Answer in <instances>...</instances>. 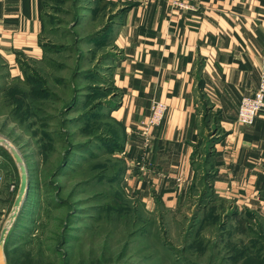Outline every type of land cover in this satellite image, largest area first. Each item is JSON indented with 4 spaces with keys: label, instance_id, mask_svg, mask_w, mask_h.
<instances>
[{
    "label": "rangeland",
    "instance_id": "rangeland-1",
    "mask_svg": "<svg viewBox=\"0 0 264 264\" xmlns=\"http://www.w3.org/2000/svg\"><path fill=\"white\" fill-rule=\"evenodd\" d=\"M118 4L44 0L41 55L22 56L15 69L0 54L6 263L264 264V208L236 211L209 201L200 172L190 194L166 210L121 174L124 128L112 114L121 100L112 80L119 52L108 32ZM9 142L28 172L24 201L14 209L21 173Z\"/></svg>",
    "mask_w": 264,
    "mask_h": 264
},
{
    "label": "crops",
    "instance_id": "crops-1",
    "mask_svg": "<svg viewBox=\"0 0 264 264\" xmlns=\"http://www.w3.org/2000/svg\"><path fill=\"white\" fill-rule=\"evenodd\" d=\"M102 1L119 3L107 31L119 52L112 114L124 128L129 186L174 210L207 171L213 199L263 209L264 113L251 125L238 124L237 113L264 70V0ZM43 32L44 0H0V54L11 67L41 55ZM155 99L168 110L144 150L141 125Z\"/></svg>",
    "mask_w": 264,
    "mask_h": 264
},
{
    "label": "built area",
    "instance_id": "built-area-1",
    "mask_svg": "<svg viewBox=\"0 0 264 264\" xmlns=\"http://www.w3.org/2000/svg\"><path fill=\"white\" fill-rule=\"evenodd\" d=\"M168 106L160 100H153L147 119L142 122V148L148 150L152 143V131L160 126L166 116ZM264 113V70L261 73L258 87L250 94L243 95L237 113V122L240 125H251L259 113Z\"/></svg>",
    "mask_w": 264,
    "mask_h": 264
},
{
    "label": "water",
    "instance_id": "water-1",
    "mask_svg": "<svg viewBox=\"0 0 264 264\" xmlns=\"http://www.w3.org/2000/svg\"><path fill=\"white\" fill-rule=\"evenodd\" d=\"M3 142H8L5 138H0V143ZM4 144V143H3ZM9 145L5 144L13 153L16 162L19 165L20 168V173H21V183H20V187L18 190V194L16 196L15 202H14V208H19L25 198V195L27 193L28 190V172H27V168L24 164V160L22 158V156L19 154V152L16 150V148L14 146H12V144L9 142ZM13 211V210H12ZM19 210H17V212L15 214H13V222L15 221ZM12 213V212H11ZM10 213V215H11ZM10 227L8 226H4L2 231H1V235H0V264H7L6 263V256H5V243H6V238L8 235Z\"/></svg>",
    "mask_w": 264,
    "mask_h": 264
},
{
    "label": "trees",
    "instance_id": "trees-1",
    "mask_svg": "<svg viewBox=\"0 0 264 264\" xmlns=\"http://www.w3.org/2000/svg\"><path fill=\"white\" fill-rule=\"evenodd\" d=\"M104 33V32H103ZM123 141H124V137H123V139H122V142L120 143L121 144V149H122V147H123ZM204 151H205V153L207 154V156L204 158V163H208V160H209V158H210V156H211V153H208V148L207 147H205L204 149H203ZM207 151V152H206ZM203 152V151H202ZM71 154V152L69 151L68 152V155H70ZM194 158H195V153H194ZM68 157L66 156L65 157V159L62 161L63 162V164L61 165V163H60V165H61V169H63L64 167H65V165L67 164V162H68ZM60 165H59V169H60ZM200 165V164H199ZM125 169V168H124ZM207 171H205V173H204V179H205V184H206V189H208V195H207V197H209V196H212V193H211V191H210V189H209V186H208V184H207V181H208V176H209V174H207L206 173ZM124 173V170L122 171V173L121 174H123ZM195 185V184H194ZM194 185L192 186V188H191V190L193 189V187H194ZM207 191V190H206ZM205 191V192H206ZM205 194V193H204ZM210 199H212V197L211 198H209V201H210ZM214 199H217V198H214ZM217 201H219V199L217 200ZM223 203V202H222ZM156 204H158V205H160V206H162V208H164V209H166L165 208V206L160 202V200H157V202H156ZM166 210H168V209H166ZM237 211V210H236ZM197 213L195 214V216H194V218H197ZM65 242H67V237H65L64 239H63V241H62V244H64ZM6 243H7V241H6ZM6 249V248H5Z\"/></svg>",
    "mask_w": 264,
    "mask_h": 264
},
{
    "label": "bare ground",
    "instance_id": "bare-ground-1",
    "mask_svg": "<svg viewBox=\"0 0 264 264\" xmlns=\"http://www.w3.org/2000/svg\"><path fill=\"white\" fill-rule=\"evenodd\" d=\"M19 210V209H18Z\"/></svg>",
    "mask_w": 264,
    "mask_h": 264
}]
</instances>
